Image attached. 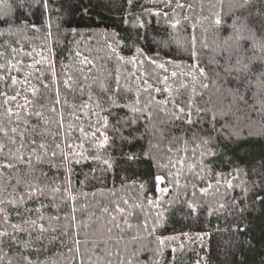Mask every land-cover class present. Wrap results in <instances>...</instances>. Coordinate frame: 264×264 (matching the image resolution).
<instances>
[{
    "label": "snow or ice",
    "instance_id": "snow-or-ice-1",
    "mask_svg": "<svg viewBox=\"0 0 264 264\" xmlns=\"http://www.w3.org/2000/svg\"><path fill=\"white\" fill-rule=\"evenodd\" d=\"M53 2L14 0L11 4H4L0 0V7L7 9L0 14V73H3L0 74V252L5 247L18 251L17 264H57L51 258L41 259L53 250L66 264H162L166 239L180 240L183 236L190 242L199 240L202 243L207 234L198 233L193 237L181 233L179 236L162 238L156 236L157 230L176 211L194 216L204 205L194 199L181 200L178 195L169 200L163 199L170 190L181 187V168H177V165H183L182 159L173 160L168 156L165 162L153 153L158 147L154 142L157 135L160 139L165 136L164 129L157 128L154 123L153 105L165 104L167 101L155 100L152 92L159 93L161 88L153 89V85L144 79L143 91L149 98L141 106L139 91L133 97L131 89L122 83L120 67L146 61L163 70L162 81L159 74H150V78L157 83H164V92H169L171 87L167 83L169 76L179 80L178 92L189 87L180 77L190 78L192 87L185 105L187 111L173 100L176 111L172 113V120L183 118L188 125L198 123L192 119L194 111L205 122V127L200 132H192V137L205 146L215 141L227 143L239 139L245 134V129L250 137L264 136V125L256 127L264 121V0H228L227 11L223 15L215 12L211 17H204L205 20L210 19L214 36L211 45L206 35L201 39L202 47L207 50L204 53L196 47L193 26L189 51L192 63L177 64L171 60L156 63L147 56L144 48H128L126 38L119 33H112V42L105 41L108 52L104 57L81 58L82 54L78 50L69 57L73 68L71 75L66 72L69 65L62 62L59 64L60 71H57V60L52 48H47L45 44L39 45L40 48H46L47 54L38 51L37 47L26 50L27 45L20 39L22 37L31 43L40 38V27L34 22L30 23L27 17L35 16L33 9H39L42 15L51 13ZM161 2L165 7H170L172 0ZM216 3L223 6L225 0H216ZM127 5L131 8L133 0H127ZM100 6L99 3L94 5L92 0H79L75 10L87 15L93 8ZM62 7L61 3L56 10L60 11ZM176 7L186 9L193 6L177 0ZM20 9H27V13L17 18L16 11ZM145 12L148 15H165L160 11L153 13L144 10L139 16ZM225 16L228 17L227 21ZM184 19L190 18L185 16ZM137 23L144 27L139 18ZM180 23L179 19H175L171 26L175 28ZM43 27L50 28V22L45 21ZM69 29V32L64 33L65 36L75 38L81 35L70 24ZM208 30L205 28L204 32ZM29 32L34 34L30 38L27 36ZM122 40L125 42L121 43ZM158 45L160 50L169 46L166 41L158 42ZM126 49L132 53L128 59L121 54ZM160 50H156V55L161 54ZM163 54L169 55L167 52ZM77 60L79 67L75 63ZM109 63L115 65L114 69L108 67ZM167 64L181 71L168 74ZM13 71L16 75L12 74ZM18 76L23 79H18ZM58 77L63 80L66 89L63 98L59 88L55 87L60 82ZM123 79L128 81L129 77ZM197 87L214 89L228 103L218 110L198 107L195 96H202L203 93H197ZM69 94L71 101L68 99ZM11 105L15 106V111ZM57 105L67 107L68 115ZM89 109L90 112L86 111ZM81 111L86 117H96L87 124L89 131L82 123L73 122L79 121L77 113ZM253 113L259 120L252 119ZM76 131L79 135L74 134ZM178 142L187 144L188 141L184 136L172 135L170 145ZM116 149L120 153L119 159L113 154ZM184 150L187 151L186 148ZM172 151V147L167 149L168 153ZM208 151L214 154L211 148ZM85 165L89 166V171H81L83 179L79 181L81 194L85 197L88 195L83 192L85 186L95 181L105 184L106 188L108 174H118L117 170L124 173L119 177L121 189L136 187L135 178L140 175L138 169L141 165L164 172L173 187H157L159 195L153 199L147 196L145 186L141 183L139 187L143 195L132 204L129 199L119 195L120 189H108L111 198L107 204L100 206L102 216L97 218L101 220L99 228L93 229L91 233H81L80 225L76 223L75 203L78 197L74 193L73 176L76 175V166L82 169ZM193 167L192 164L188 165L189 169ZM200 167H206L203 160L200 161ZM171 169H176V172L173 173ZM97 172L100 175H96ZM241 173L246 179L240 178ZM222 181H226L223 184L226 191L239 186L242 199L237 202L233 198L229 202L225 195V202L218 203L216 208L208 206L209 216L223 212L243 214L248 206L241 205L249 199L253 203L256 200L264 203V165L252 175L239 166L227 176L218 173L217 191ZM163 182V176H155V185ZM192 188V197H195L197 186L193 184ZM201 194L206 195V190H201ZM145 203L156 209L154 214L143 211ZM165 204L167 207H164ZM65 205L69 206L70 211L63 212ZM81 223L84 229L92 228L88 221ZM81 235L83 240L80 239ZM65 248L67 254L60 251ZM179 248L183 250V241ZM176 251V248L172 249L173 253ZM3 258L0 256V260ZM196 264H200V261ZM204 264H207V260Z\"/></svg>",
    "mask_w": 264,
    "mask_h": 264
},
{
    "label": "trees",
    "instance_id": "trees-1",
    "mask_svg": "<svg viewBox=\"0 0 264 264\" xmlns=\"http://www.w3.org/2000/svg\"><path fill=\"white\" fill-rule=\"evenodd\" d=\"M13 2L14 0H3L4 4H11ZM92 2L94 5L99 3L102 6L93 8L87 15H83L81 12L75 10L79 0H54L51 13H44L43 15L39 9H33L35 16H28L27 19L30 23L34 22L37 27H40V38L32 40L29 43L21 37V42L27 45L26 50L37 47L38 51H44L47 54L46 48L39 47V45L45 44L47 48H52L55 53L57 71H60L59 64L62 62L69 65L66 72L68 75H71L73 68L71 66L72 61L69 60L70 56H74V53L78 50L82 54L81 58L84 56L90 59H94L97 56L104 57L108 52L105 41L112 42L111 34L119 33L121 37L126 38L128 48H144L147 56L155 60L156 63H164L168 60L174 61L177 64L181 62L192 63L189 60V51L191 50L193 26L195 29L196 47L201 53H204L207 50L202 47L200 43L201 39L206 35L207 42L211 45L214 36L210 19L205 20L203 18L211 17L215 12H220L223 15L227 11L228 0H225L223 6L216 3V0H179V3L193 6L186 9L177 8V0H172L170 7H165V4L161 0H153V2H148V0H133L131 8L128 7L127 0H92ZM61 3L63 7L60 11H57L56 9ZM214 4L215 7H213ZM156 8L161 9L160 12L165 15H148L145 12L143 16H139L141 11L150 10L154 13L156 12ZM6 11V8L0 7V14ZM26 13L27 9H20L16 11V16L20 18L22 14ZM132 13L136 15H132ZM185 16H188L190 19L185 20ZM61 17L62 19H59ZM138 18L140 23L144 24V27L139 26L137 23ZM175 19H179L181 23L172 28L171 24L174 23ZM224 19L227 21L228 17L225 16ZM45 21L50 22V28L43 27ZM69 24L72 29H75L81 35L75 38L71 35L65 36L64 33L70 31ZM205 28L209 29L207 33L204 32ZM49 32L51 35H48ZM137 33H139V36ZM33 35L32 32L27 33L29 38ZM162 41L168 42L169 46L160 50L158 42ZM124 42V40L121 41V43ZM148 49H152V51H148ZM156 50H160L161 54L156 55ZM165 52L169 53V55L165 56L163 54ZM121 54L126 59L132 55L127 49ZM27 62L31 63V60ZM75 63L78 67L80 66L78 60ZM108 67L114 69L115 65L109 63ZM166 67L168 74L173 71L177 73L181 71L180 68H174L172 64H167ZM184 71L186 72L187 69H184ZM120 72L122 74V83H125L131 89V95L135 97L139 91L142 102L141 106L149 98L148 94L143 91L145 87L143 84L144 79H147L148 83L153 85V89L156 87L161 88V92L159 93L153 90L152 96H154L155 100L167 101L165 104L153 105L152 114L154 123L157 128H162L165 131L163 139H160L159 135H157L154 142L158 144V147L153 150V153L165 162L168 156H171L173 160L182 159L183 165H177V168H181L179 176L181 187L170 190L168 195L164 196L163 199L169 200L172 196L178 195L181 200L185 198L189 200L194 199L204 205L198 214L194 216H187L184 212L176 211L175 215L171 216L157 230L156 236L162 238L179 236L181 233H188L193 237L198 233L207 234L204 236L202 243L199 240L190 242L183 236H181L180 240L166 239L162 264H196L198 260L200 264H204L205 260H207V264H264V203L260 200H256L253 203L249 199L241 205V207L248 206L247 211L243 214L239 212H223L211 216L208 215V206L216 208L218 203L225 202V195L229 202L233 198L237 202H240L242 195L239 186L234 190L229 189L226 191L223 186L226 181H222L219 191H217V174L224 173L227 176L228 173L234 172L236 166H239L244 172L249 173V175L260 170L261 166L264 165V136L256 135L250 137L246 134L247 129H245V134H242L239 139L227 143L215 141L212 145L205 146L198 139L192 137V132H200L205 127V122L201 121V118L194 111L192 119L199 121L198 123L188 125L183 118L175 121L172 120V113L176 111V108L173 107V100H175L177 106L185 107V111H187L185 105L191 95L192 87L190 78L186 76L180 77V79L188 83L189 87L186 90L179 89L178 92L179 80H173L169 76L167 83L171 87L169 92H164L165 84L157 83L150 78V74H159L162 81L163 70L155 68L154 65L147 64L146 61L144 63L137 62L135 64L121 65ZM12 74L16 75L14 71ZM125 76L129 77L128 81L123 79ZM18 79H23V77L18 76ZM58 79L60 78L58 77ZM55 87L59 88L61 97L63 98L66 92L63 80L60 79V82ZM200 92L203 93L202 96H195V104L200 108L218 110L228 103L227 100L222 99L212 88L204 90L197 87V93ZM28 95L31 98V94L29 93ZM68 99L71 101V94L68 95ZM11 106L15 111V106ZM56 107L62 110L66 116L68 115L69 109L67 107L61 108L60 105ZM161 108L164 111H160ZM86 111L90 112L91 110ZM77 115L80 117L79 121L73 122L76 124L82 123L86 131H89L86 127L87 124L90 120H95L96 117H86L84 111L78 112ZM13 119L15 118L13 117ZM252 119L259 120L255 113L252 114ZM162 121L164 123H161ZM65 123L67 124V120ZM245 123H247L246 120ZM262 125H264V121H261L256 127L259 128ZM189 128L191 131H188ZM74 134L79 135V132L76 131ZM172 135L178 137L184 136L188 141L187 144L178 142L170 145L169 141ZM169 147L173 148L171 153L167 152ZM185 148L187 151L184 150ZM209 148H211L214 154L209 153ZM201 153H204V155L201 156ZM113 154L119 159L120 153L118 149L114 150ZM201 160L205 163V168L200 167ZM189 164L194 165V167L189 169ZM81 171L88 172L89 166L85 165L82 169L80 166H76V175L73 176L74 193L78 197L75 203V207L77 208L75 213L76 223L80 225L81 233L84 231L91 233L93 229L99 228L101 220L97 218L102 216L100 206L107 204L111 198L108 189H120L119 195L129 199V203L132 204L143 195L139 187L141 183L145 186L147 196L153 199L159 195L156 191L157 187L163 188L168 186L170 189L173 187L164 172L158 171L155 167L149 169L146 165H141L138 169L140 175L135 178L136 187L121 189L119 177L123 176L124 173L117 170L118 174H108L106 188L105 184L96 183L95 181L85 186L83 192L88 193L85 197L80 191L81 185L79 181L83 179V176L80 175ZM171 171L175 173L176 169H171ZM96 175H100V173L97 172ZM157 175L164 177V182L159 185H155V176ZM240 178L246 179L243 173H241ZM253 178L258 179L255 176ZM228 179H231V177L228 176ZM131 184L132 180L129 181V185ZM193 184L197 186L195 197H192ZM184 185H187V187H184ZM209 185H212V187L209 188ZM201 190H206L207 194L202 195ZM92 193H95V195L93 196ZM164 207H167V205L165 204ZM68 211H70L69 206L65 205L63 212ZM137 211L139 212L140 210L138 209ZM143 211L154 214L156 209L145 203ZM93 213L94 215H92ZM90 216L91 219L89 220ZM83 221L91 223L92 228L84 229L81 223ZM80 239H84L83 235L80 236ZM181 241L184 242L183 250L179 248ZM69 246H71V243ZM173 248L177 249L175 253L172 252ZM60 251L67 254L66 248ZM0 256L4 257L0 260V264H9V261H11V264H17L19 252L5 247L0 252ZM173 256H175V259H173ZM46 258H51L57 264H66L64 259L57 255V251L55 250L48 253L47 257H41V259Z\"/></svg>",
    "mask_w": 264,
    "mask_h": 264
},
{
    "label": "water",
    "instance_id": "water-1",
    "mask_svg": "<svg viewBox=\"0 0 264 264\" xmlns=\"http://www.w3.org/2000/svg\"><path fill=\"white\" fill-rule=\"evenodd\" d=\"M155 10H156V11H161V9H157V8H156Z\"/></svg>",
    "mask_w": 264,
    "mask_h": 264
}]
</instances>
